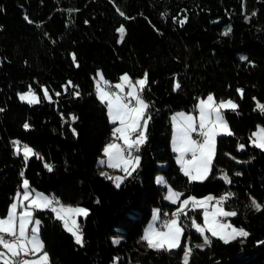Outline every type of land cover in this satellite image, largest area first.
<instances>
[{
	"label": "trees",
	"instance_id": "16d2710c",
	"mask_svg": "<svg viewBox=\"0 0 264 264\" xmlns=\"http://www.w3.org/2000/svg\"><path fill=\"white\" fill-rule=\"evenodd\" d=\"M117 8L130 19L120 16ZM68 9L78 11L69 14ZM253 11L257 15L246 23L241 0H0V217L20 189L23 169L33 189L90 213L78 218L84 247L74 243L52 213L36 214L51 264H111L114 258L116 264H181L182 248L171 254L156 252L141 241L153 207L160 215L176 207L163 202L165 188L155 182L160 175L185 197L234 192L229 209L239 215L228 221L251 233L243 246L239 241L229 246L215 241L211 249L195 250L191 264H264V245L257 244L264 241V211L246 207L249 197L264 205V152L249 145L255 127H264V115L254 111L253 100L264 102V0H246V14ZM164 12L168 15L162 18ZM185 15L183 27L173 23L172 17ZM120 25L126 34L118 43ZM229 26L231 33L222 35ZM96 71L111 83L124 73L133 80L149 74L144 94L153 105L148 141L139 153L136 178L120 188L96 168L112 132L105 105L94 94ZM174 77L182 86L176 92ZM68 81L79 86V98L54 95ZM29 85L41 98L40 86H46L56 103H22L17 93ZM237 88L244 89L243 99ZM209 93L238 103V112H225L235 135L217 138L209 179L189 184L170 149V115L192 110L198 98ZM62 114L65 119L78 117L72 125L78 136L63 123ZM25 121L30 130L23 128ZM12 140L29 145L44 161L30 158L25 168L23 158L12 153ZM238 144L246 148L237 151ZM44 162L54 165V171H47ZM222 170L230 175V185L218 178ZM191 215L197 219L199 214ZM185 224L182 243L187 238L198 241L189 220ZM114 239L120 242L114 244Z\"/></svg>",
	"mask_w": 264,
	"mask_h": 264
},
{
	"label": "snow or ice",
	"instance_id": "6c2138e0",
	"mask_svg": "<svg viewBox=\"0 0 264 264\" xmlns=\"http://www.w3.org/2000/svg\"><path fill=\"white\" fill-rule=\"evenodd\" d=\"M67 11L72 14L78 9H68ZM117 12L124 19H130L119 8H117ZM241 12L246 23H249L257 15L255 11L250 16L246 14V0H241ZM167 15V12L161 13L162 18ZM25 20L32 23L27 16H25ZM172 20L173 23H178L180 27H183L187 23L188 17L185 15L178 20L176 17H172ZM39 26L37 25V27ZM231 30V26H229L222 35L228 36ZM116 31L120 37L117 42L120 43L124 40L126 28L124 25H120ZM71 56L73 64L79 67L75 53H72ZM240 59L251 63L247 57L242 56ZM95 85L97 99L106 106L109 122L114 125L111 141L104 145L103 158L99 159L98 163L122 173V175H111L102 171L100 175L111 181L116 188H120L129 179L136 178L141 163L139 153L148 141V130L153 118V105L145 99L144 94L150 86L149 74L145 72L143 77L133 80L128 73H124L119 77L117 83L112 84L104 78L102 72L97 71ZM181 87L178 78L174 77L173 91H179ZM61 88L62 92L54 93L56 97H60L64 93L70 94L74 98H79L81 95L79 86L72 81L61 85ZM40 89L43 92L42 98L37 95L31 85L28 86L27 91L17 93V96L22 103H26L30 107L40 104L42 100L56 103L46 86L41 85ZM70 89L71 91H69ZM236 91L243 99L244 89L237 88ZM253 100L255 102L254 111L264 115V103L258 101L256 97H253ZM238 109V103L231 98L217 100L214 94L209 93L206 98H198L195 105V110L199 114L198 124L196 117L192 114L180 112L171 117L172 151L176 154V163L189 184L202 183L209 179L213 170V161L217 155V138L235 135L225 119V112H238ZM2 111L4 109H0V112ZM61 119L64 124L68 125L73 136H78L76 129L72 127L78 117L71 115L69 119H65L62 114ZM23 128L26 131L30 130L31 124L25 121ZM194 133L201 139H194ZM12 144L14 155L22 154L25 168L30 158L44 161V157L29 145H21L19 140H13ZM249 145L264 152V127L257 126V130L250 134ZM245 148L244 144L237 145V151H243ZM225 155L236 159L228 153ZM236 162L246 163L239 160ZM44 167L49 172L54 171V165L50 163L44 162ZM234 175L241 176L242 173L236 172ZM20 176L22 180L20 189L12 198L6 215L0 217V264H51L50 255L41 239L42 221L37 218L38 212L52 213L54 220L62 223L63 229L71 235L74 243L84 247V232L78 218L86 219L90 214L89 210L80 206L65 205L54 197L36 191L25 178L23 169ZM218 178L226 185L232 183L230 175L223 170ZM156 183L166 189L164 200L176 205V209L171 212L169 219L163 220L159 227L155 225L161 219L160 210L153 209L152 223L144 230L141 237V241L146 244L148 249L171 254L182 248L181 264H191L195 250L203 252L211 249L215 241H219L225 246L239 241L243 246L250 238L251 233L243 226L224 222L225 218H234L239 215L237 210L229 209V204L236 195L234 192L228 191L219 197L211 194L202 198H197L194 195L185 197L183 192L175 190L162 176L157 177ZM182 197L184 198L182 199ZM249 201V204L246 205L248 209L256 213L264 211V205L254 197H249ZM198 210H202L203 224L198 223L191 215ZM163 215L168 216L169 214L164 213ZM187 220H190V227L201 238L200 243L191 244L187 241L182 243L188 227L185 224ZM119 242L118 239L113 241L114 244ZM257 244L264 245V241H258ZM117 259L114 258V264Z\"/></svg>",
	"mask_w": 264,
	"mask_h": 264
},
{
	"label": "rangeland",
	"instance_id": "374dc122",
	"mask_svg": "<svg viewBox=\"0 0 264 264\" xmlns=\"http://www.w3.org/2000/svg\"><path fill=\"white\" fill-rule=\"evenodd\" d=\"M96 73H97V71L95 72V75L93 76V78H92V82H93V87H94V94H95V97L97 98V96H96V90H95V88H96V85H95V79H96ZM122 75V74H121ZM121 75H119V77L121 76ZM119 77H118V79H117V81H114L112 84H115V83H117L118 81H119ZM27 91V90H26ZM23 92H25V91H23ZM19 93H22V92H19ZM207 97V95L205 96V97H203V98H206ZM19 99V98H18ZM224 100H226V99H224ZM264 103V102H263ZM197 104V101H196V103H195V105ZM195 105H194V108L192 109V110H189V111H176V112H173L171 115H170V125H171V133H170V149H171V151H172V121H171V117L173 116V115H175L176 113H180V112H184V113H186V114H192V115H194L195 117H196V119H197V124H198V120H199V114H198V112L195 110ZM105 108H106V106H105ZM106 115H107V109H106ZM107 119H108V122H109V118H108V115H107ZM110 123V122H109ZM111 124V123H110ZM112 125V124H111ZM113 126L114 125H112V128H113ZM257 126H260V125H257ZM257 126L255 127V129L253 130V131H256L257 130ZM262 127V126H261ZM252 131V132H253ZM251 132V133H252ZM13 141V140H12ZM111 141V137L103 144V147H104V145L106 144V143H109ZM21 145H23V144H21ZM103 147H102V149H103ZM11 148H12V153H13V155H14V152H13V144H11ZM102 152V151H101ZM173 152V151H172ZM174 153V152H173ZM174 155H175V157H176V154L174 153ZM14 156H17V155H14ZM21 157H22V154L20 155ZM23 158V157H22ZM103 157L101 156L99 159H102ZM98 159V160H99ZM106 159V158H105ZM175 160H176V158H175ZM179 166V165H178ZM102 171H104V172H107V170L106 169H103ZM108 173L109 174H111V175H122V173L121 172H119V171H117V170H113V169H109L108 170ZM157 177H161L160 175H157L156 177H155V182H156V179H157ZM21 183H22V180H21V182H20V185H21ZM112 183V182H111ZM20 185H19V187H20ZM112 185H114L113 183H112ZM21 191H22V189H21ZM37 191V190H36ZM17 192V191H16ZM15 192V193H16ZM38 192H40V191H38ZM15 193H14V195H15ZM41 193H43V192H41ZM165 193H166V189H165V191H164V193H163V195H162V200H163V202H165V203H169V204H171L169 201H166V200H164V195H165ZM45 194V193H44ZM14 195H13V197H14ZM45 195H47V194H45ZM206 196V195H205ZM12 197V198H13ZM50 197V196H49ZM202 197H204V196H202ZM202 197H197V198H202ZM11 202H12V199H11ZM10 202V203H11ZM9 203V204H10ZM9 206V205H8ZM7 209H8V207H7ZM153 209H158L157 207H153L152 209H151V212H150V216L148 217V219H147V221H146V223H145V225H144V227H143V230H142V235H141V237L143 236V234H144V230L148 227V225L150 224V223H152V211H153ZM175 209H176V207L172 210V211H170V212H167V211H165L164 213H168L169 215L168 216H164L163 214L164 213H162V215H160L161 216V219H160V221H158V222H156V227H159L160 226V224L163 222V220H165V219H169L170 218V214H171V212H173V211H175ZM196 212H198V218L196 219L197 220V222L198 223H201V224H203V219H202V210H198V211H196ZM6 213H7V210H6ZM6 213H5V215H6ZM224 222H229L228 221V218H225L224 219ZM190 220H189V226H190ZM62 224V223H61ZM62 228H63V226H62ZM191 228V227H190ZM192 229V228H191ZM193 231H194V229H192ZM195 232V231H194ZM197 234V233H196ZM198 235V234H197ZM210 235V234H209ZM199 236V235H198ZM185 241H187V242H189V243H191V244H196V243H200L201 242V238L199 237V240L198 241H195V242H191L188 238L185 240ZM184 241V242H185ZM145 244V243H144ZM145 246H146V244H145ZM182 255H183V251H181V255H180V262H181V257H182ZM116 263H117V260H116ZM111 264H114V259H113V261H112V263ZM132 264H139V263H132ZM174 264H176V263H174Z\"/></svg>",
	"mask_w": 264,
	"mask_h": 264
},
{
	"label": "crops",
	"instance_id": "0c3cea01",
	"mask_svg": "<svg viewBox=\"0 0 264 264\" xmlns=\"http://www.w3.org/2000/svg\"><path fill=\"white\" fill-rule=\"evenodd\" d=\"M96 168H97V170H98L99 172H102L103 169H106L107 172H108V170L110 169V168H107L106 165H105V166L100 165V164L98 163V160H97V163H96Z\"/></svg>",
	"mask_w": 264,
	"mask_h": 264
},
{
	"label": "built area",
	"instance_id": "2783aa9c",
	"mask_svg": "<svg viewBox=\"0 0 264 264\" xmlns=\"http://www.w3.org/2000/svg\"><path fill=\"white\" fill-rule=\"evenodd\" d=\"M193 138H194V139H201L200 137L196 136L195 133L193 134Z\"/></svg>",
	"mask_w": 264,
	"mask_h": 264
}]
</instances>
